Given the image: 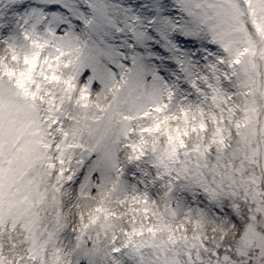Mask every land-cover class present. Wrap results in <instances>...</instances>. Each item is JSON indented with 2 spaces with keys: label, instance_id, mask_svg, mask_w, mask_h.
<instances>
[{
  "label": "snow or ice",
  "instance_id": "obj_1",
  "mask_svg": "<svg viewBox=\"0 0 264 264\" xmlns=\"http://www.w3.org/2000/svg\"><path fill=\"white\" fill-rule=\"evenodd\" d=\"M0 264H264V0H0Z\"/></svg>",
  "mask_w": 264,
  "mask_h": 264
}]
</instances>
